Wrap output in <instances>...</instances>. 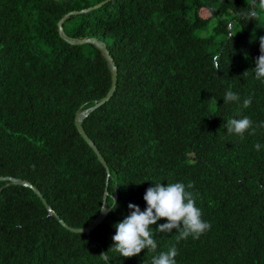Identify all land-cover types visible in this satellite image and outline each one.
<instances>
[{
  "label": "trees",
  "instance_id": "trees-1",
  "mask_svg": "<svg viewBox=\"0 0 264 264\" xmlns=\"http://www.w3.org/2000/svg\"><path fill=\"white\" fill-rule=\"evenodd\" d=\"M250 6L0 0V177H8L0 180V264H152L173 246L176 264H264V127L239 136L226 124L245 116L253 127L264 123V79L253 70L264 13L248 21ZM66 14L65 35L103 41L117 67L115 92L82 121L105 164L74 122L107 94L109 65L93 43L61 36ZM228 90L239 100L225 103ZM168 182L193 183L210 229L177 241L176 229L156 231L162 218L150 228L155 252L121 256L114 225L130 203L146 209L149 187ZM104 203L111 207L94 229L71 230L89 225Z\"/></svg>",
  "mask_w": 264,
  "mask_h": 264
},
{
  "label": "clouds",
  "instance_id": "clouds-1",
  "mask_svg": "<svg viewBox=\"0 0 264 264\" xmlns=\"http://www.w3.org/2000/svg\"><path fill=\"white\" fill-rule=\"evenodd\" d=\"M261 13H264V0H251V6L243 14V18L255 21L259 19ZM260 52L253 68L257 80L264 79V37L260 38ZM217 68H219L218 65ZM223 98L225 103L239 100V96L231 90H228ZM250 105L251 98L243 101L244 108ZM226 124L229 134L235 133L239 136H243L249 129L254 135L257 127H264V123L253 127V121L246 116L241 119H229ZM261 147L259 143L254 145L257 151ZM193 186L192 182L187 185L183 182H168L166 186L155 183L154 187H149L143 197L147 204L146 209L142 211L138 205L130 203L128 205L132 209L130 214L114 225L116 231L112 239L115 251L126 258L138 255L143 249L155 252L157 242L150 228L162 218H166L167 222L159 224L156 228L157 232L170 233L176 229L179 232L177 241L187 239L189 236L199 239L211 225L202 219L201 209L196 206L193 193L189 191ZM114 203L113 200V203L109 205ZM17 227L22 225L17 224ZM177 254V249L173 246L167 252H160L159 255L153 256L152 264H176Z\"/></svg>",
  "mask_w": 264,
  "mask_h": 264
},
{
  "label": "water",
  "instance_id": "water-1",
  "mask_svg": "<svg viewBox=\"0 0 264 264\" xmlns=\"http://www.w3.org/2000/svg\"><path fill=\"white\" fill-rule=\"evenodd\" d=\"M104 2V1H103ZM103 2L96 4L94 7H99L103 4ZM68 16V14L64 15L59 21H58V29L59 32L61 34V36L63 38H65L68 42L73 43V44H83V43H93L94 45H96L102 52L103 56L105 57L108 65H109V69L111 72V86L107 92V94L101 98L98 102H96L95 104H93L90 107L84 108L82 110H78L76 112V116H75V126L78 129L79 133L81 134V136L86 140V142L89 143V145L95 150L96 154L98 155V159L105 164L103 157L100 155L99 151L97 150L96 146L94 145V143L92 142V140L87 136V134L85 133L83 126H82V121L83 119L89 114L90 111L94 110L95 108L99 107L100 105L104 104L106 101H108L110 99V97L113 95L115 88H116V81H117V67L115 66L113 57L111 56L109 50L107 49L105 43L103 41H100L94 37H83V38H71V37H67L63 31L62 28V24L63 21L66 19V17ZM8 177H0L1 179H7ZM12 181L16 182V183H20V184H28L26 182H24L21 179H17V178H11L9 177ZM106 192V191H105ZM44 204L46 205V207L50 210L49 206L47 205V203L44 201ZM106 209V210H105ZM110 208H107L105 203L102 206V210L99 212V214L95 217V219L87 226L85 227H81V228H71V230L73 231H79V232H89L92 229H94L98 224H100L103 219L105 218V216L107 215L108 211ZM60 221L62 223H64L61 219ZM66 227H69L66 225Z\"/></svg>",
  "mask_w": 264,
  "mask_h": 264
},
{
  "label": "bare ground",
  "instance_id": "bare-ground-1",
  "mask_svg": "<svg viewBox=\"0 0 264 264\" xmlns=\"http://www.w3.org/2000/svg\"><path fill=\"white\" fill-rule=\"evenodd\" d=\"M101 3V2H100ZM98 4V3H97ZM96 5V4H95ZM94 5V6H95ZM87 10H89V8H86V9H82V11H87ZM73 13V12H72ZM116 66V65H115ZM111 73V72H110ZM116 84H117V81H116ZM116 89V88H115ZM115 92V91H114ZM93 142V141H92ZM95 145V144H94ZM97 148V147H96ZM94 150V149H93ZM98 150V149H97ZM95 151V150H94ZM99 151V150H98ZM96 153V152H95ZM100 153V152H99ZM97 155V154H96ZM101 155V154H100ZM102 156V155H101ZM97 157H98V155H97ZM106 205V204H105ZM107 208H110V207H108V206H106Z\"/></svg>",
  "mask_w": 264,
  "mask_h": 264
},
{
  "label": "rangeland",
  "instance_id": "rangeland-1",
  "mask_svg": "<svg viewBox=\"0 0 264 264\" xmlns=\"http://www.w3.org/2000/svg\"><path fill=\"white\" fill-rule=\"evenodd\" d=\"M200 14H201L202 16H204V17H208V16H209V13L206 12V11H204V10H201V11H200Z\"/></svg>",
  "mask_w": 264,
  "mask_h": 264
}]
</instances>
